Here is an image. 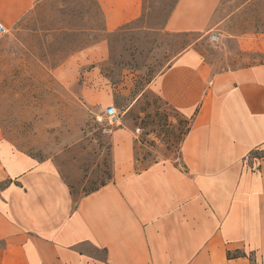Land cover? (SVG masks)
Masks as SVG:
<instances>
[{
  "label": "crops",
  "instance_id": "crops-1",
  "mask_svg": "<svg viewBox=\"0 0 264 264\" xmlns=\"http://www.w3.org/2000/svg\"><path fill=\"white\" fill-rule=\"evenodd\" d=\"M40 1L0 0V27ZM95 1L106 33L144 13ZM220 2L177 0L164 28L213 33ZM192 44L148 86L191 118L174 159L135 169L130 133L114 130L111 179L74 199L53 159L0 132V264H264V62L214 71Z\"/></svg>",
  "mask_w": 264,
  "mask_h": 264
},
{
  "label": "rangeland",
  "instance_id": "rangeland-1",
  "mask_svg": "<svg viewBox=\"0 0 264 264\" xmlns=\"http://www.w3.org/2000/svg\"><path fill=\"white\" fill-rule=\"evenodd\" d=\"M175 1L144 0L139 19L106 33L91 0H41L0 34V132L53 159L74 199L111 179L114 130L130 133L135 169L179 156L183 117L148 86L180 51L196 42L214 71L264 61V0H221L213 41L164 28Z\"/></svg>",
  "mask_w": 264,
  "mask_h": 264
},
{
  "label": "trees",
  "instance_id": "trees-1",
  "mask_svg": "<svg viewBox=\"0 0 264 264\" xmlns=\"http://www.w3.org/2000/svg\"><path fill=\"white\" fill-rule=\"evenodd\" d=\"M177 1V0H176ZM176 1H175V3H176ZM91 2H93V4H94V6H95V9H96V12H95V14H98V15H100V17H101V14H100V11H99V7H98V4L96 3V1L95 0H91ZM175 3L173 4V6H172V8H171V10H170V12L172 11V9H173V7H174V5H175ZM170 12H169V14H170ZM168 14V15H169ZM168 17V16H167ZM22 20V18L21 19H19L17 22H16V24H18V22H20ZM15 24V25H16ZM95 25L96 24H94V26H88L85 30L86 31H92V30H95L96 29V27H95ZM58 28H56V30H57ZM103 32H105V30H104V27H103ZM264 62V61H263ZM166 105H168V106H170L169 104H167L166 102H164ZM171 107V106H170ZM172 109H174L175 111H177L175 108H173V107H171ZM178 112V111H177ZM182 117H183V122H184V124H185V126H184V128L183 129H181V132H180V141L179 142H181V140L184 138V136L186 135V133L189 131V129H190V122H191V118H188V117H185V116H183L182 115ZM105 183H102L101 185H104ZM100 185V186H101ZM98 187H96V188H94V189H97ZM94 189H92V190H94ZM91 191V190H90ZM89 192V191H88ZM87 193V192H86ZM228 255H230L229 253H228Z\"/></svg>",
  "mask_w": 264,
  "mask_h": 264
},
{
  "label": "built area",
  "instance_id": "built-area-1",
  "mask_svg": "<svg viewBox=\"0 0 264 264\" xmlns=\"http://www.w3.org/2000/svg\"><path fill=\"white\" fill-rule=\"evenodd\" d=\"M4 32H5V29L0 27V34ZM209 38L212 41L216 40L217 35L215 33H212ZM103 115H104V118L107 120V122H109L110 124L117 123L118 112L116 111L114 106L105 107L103 111ZM97 118L100 119V116H98Z\"/></svg>",
  "mask_w": 264,
  "mask_h": 264
}]
</instances>
